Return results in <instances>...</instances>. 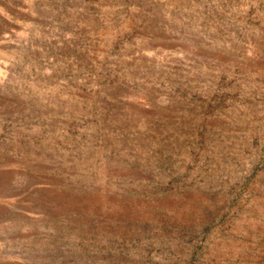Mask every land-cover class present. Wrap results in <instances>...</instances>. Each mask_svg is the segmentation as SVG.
I'll use <instances>...</instances> for the list:
<instances>
[{
  "label": "rangeland",
  "instance_id": "374dc122",
  "mask_svg": "<svg viewBox=\"0 0 264 264\" xmlns=\"http://www.w3.org/2000/svg\"><path fill=\"white\" fill-rule=\"evenodd\" d=\"M0 264H264V0H0Z\"/></svg>",
  "mask_w": 264,
  "mask_h": 264
}]
</instances>
